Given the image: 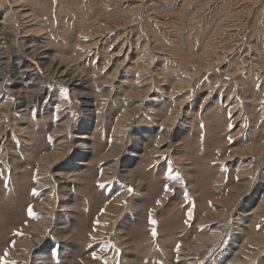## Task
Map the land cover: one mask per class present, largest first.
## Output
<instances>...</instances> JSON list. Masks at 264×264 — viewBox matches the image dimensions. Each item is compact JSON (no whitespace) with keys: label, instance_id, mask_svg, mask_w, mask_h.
Wrapping results in <instances>:
<instances>
[{"label":"rangeland","instance_id":"rangeland-1","mask_svg":"<svg viewBox=\"0 0 264 264\" xmlns=\"http://www.w3.org/2000/svg\"><path fill=\"white\" fill-rule=\"evenodd\" d=\"M0 26V264H264V0H0Z\"/></svg>","mask_w":264,"mask_h":264},{"label":"bare ground","instance_id":"bare-ground-1","mask_svg":"<svg viewBox=\"0 0 264 264\" xmlns=\"http://www.w3.org/2000/svg\"><path fill=\"white\" fill-rule=\"evenodd\" d=\"M223 9V8H222ZM221 9V10H222ZM225 14L227 13V10H226V8L224 9V10H222ZM260 15H262V13H259L258 14V17L257 18H260ZM255 17H256V15H255ZM1 27V26H0ZM4 33V32H3ZM6 37V36H5ZM3 45V44H2ZM2 47V46H1ZM0 47V48H1ZM26 47H27V45H26ZM11 49V48H10ZM3 50V49H2ZM26 50V49H25ZM24 49H22V51H25ZM5 51V50H4ZM3 51V52H4ZM9 53V52H8ZM31 56H30V59L31 60H34L33 62H35V63H37V61H38V63L47 71V72H49V73H51L56 79H60L62 82H64V84L65 85H67V86H69V88H70V90H71V92H72V97L74 98V102L78 105V106H80V105H82V107L83 108H81V111H87V112H90V113H92L94 110L92 109V107H93V103H91L90 102V100L89 99H92V97H94L96 94H93V89L91 88V83H89L87 80H89V81H92L93 82V78H86L81 72H78V73H75L73 70H71L70 69V71H68L67 72V70H66V68H61V66H62V63H61V61L59 60V62H56V61H54V59H50V58H48V59H44V57L42 58V59H40L41 58V56H40V58H38V56L40 55V52L39 51H36V49H32L31 50ZM0 54H1V52H0ZM6 54V53H5ZM7 55V54H6ZM5 56V55H4ZM7 56H9V55H7ZM13 56V55H12ZM6 57V56H5ZM10 58V57H9ZM2 59V58H1ZM4 59V58H3ZM4 60H6V59H4ZM2 62V61H1ZM4 62V61H3ZM9 62V61H8ZM31 62V61H30ZM262 65L260 66V67H258L259 68V71H260V74H261V76L263 77V79H264V53H263V56H262ZM6 63V62H5ZM33 65V64H32ZM27 66V65H26ZM26 66H25V68H26ZM6 67V66H5ZM30 67V66H29ZM16 68V67H15ZM19 68H21V66H19ZM28 68V67H27ZM4 69V68H3ZM6 69V68H5ZM23 69H24V67H23ZM21 70V71H19L20 69H18V71L19 72H16L15 71V75H17V73L18 74H20L22 77H23V75L24 76H28V74H27V72H26V70H30V69H25V70ZM12 70V69H11ZM38 71H39V69H37ZM36 70V71H37ZM35 71V70H34ZM258 71V72H259ZM30 72V71H29ZM40 72V71H39ZM10 73V72H9ZM12 73V72H11ZM41 73V72H40ZM252 73V72H251ZM1 74V73H0ZM13 74V75H14ZM32 74V73H31ZM20 75L18 76V77H20ZM33 75V74H32ZM35 75H37V76H35ZM35 75H33V78H32V82L30 83V85L29 86H27V88L25 89V90H19L18 92H20V91H23V92H20L19 94L20 95H22V93H23V95H27V97L30 95V98H32L33 96H35L37 99H41L43 96H44V94H46V91H47V89H46V87H47V85L45 86L44 84H43V82H42V79H43V77H44V75L43 76H41V74L39 75L38 73H36ZM32 77V76H31ZM1 78V77H0ZM14 78V77H13ZM30 78V77H29ZM23 79V78H22ZM87 79V80H86ZM18 80V79H17ZM22 82H23V80H22ZM50 82V81H49ZM49 86V85H48ZM29 87L31 88V89H29ZM12 88V87H11ZM7 90H9V89H7ZM15 90H17V89H15ZM12 91V90H11ZM13 91H14V88H13ZM109 92H110V90H108L107 91V96H109L108 94H109ZM13 93H15V92H13ZM16 93H17V91H16ZM18 94V93H17ZM48 94V93H47ZM15 95V94H14ZM22 95V96H23ZM18 99H23L22 101V103H25V104H27L26 105V108H24L25 110H27V108H28V104H32V102L28 99V98H20L19 96L17 97ZM62 100H63V102L65 101L64 99H63V97H62ZM6 101H8V100H6ZM12 103H13V101L12 100H10ZM21 101V100H20ZM9 103V102H8ZM11 104H9V106H10ZM24 106V105H23ZM2 108V107H1ZM96 108H97V110H99V108H101L100 107V105L99 106H96ZM2 110H3V108H2ZM22 110V109H21ZM95 111V113L97 114V115H99V111ZM125 125L123 124V123H121V122H118L117 124H116V129L118 130V127H124ZM59 154V153H58ZM46 159V158H45ZM44 159V160H45ZM48 197V196H47ZM48 212H50V210H47ZM45 212L44 213V215L45 216H47L49 213L48 212ZM47 217H49V216H47ZM215 227V226H214ZM241 230H242V228H241ZM182 256V255H181ZM182 263H184V262H182Z\"/></svg>","mask_w":264,"mask_h":264},{"label":"snow or ice","instance_id":"snow-or-ice-1","mask_svg":"<svg viewBox=\"0 0 264 264\" xmlns=\"http://www.w3.org/2000/svg\"><path fill=\"white\" fill-rule=\"evenodd\" d=\"M226 79H227V77H226ZM65 91H66V90H65ZM230 127H231V125H230ZM230 139H231V138H230ZM165 190H166V191L169 190L167 185H165ZM34 191H35V190H34ZM129 191H131V189H129ZM29 214H30V215L32 214L31 206H29ZM150 223H155L154 221L151 220V217H150ZM153 236H155V230H153ZM12 264H15V262H12Z\"/></svg>","mask_w":264,"mask_h":264}]
</instances>
